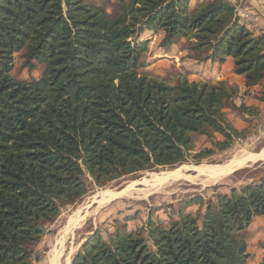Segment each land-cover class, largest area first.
Returning a JSON list of instances; mask_svg holds the SVG:
<instances>
[{"label":"trees","instance_id":"trees-1","mask_svg":"<svg viewBox=\"0 0 264 264\" xmlns=\"http://www.w3.org/2000/svg\"><path fill=\"white\" fill-rule=\"evenodd\" d=\"M117 2L110 15L94 0H0V264L38 259L48 226L87 194L85 176L105 187L187 162L196 135L212 145L197 160L243 135L224 110L236 90L184 74L168 85L142 72L141 36L161 34L160 47L186 41L198 63L231 58L252 88L264 81V33L228 0ZM17 53L23 69L43 65L38 78L12 75ZM167 209L168 219L88 236L71 264H247L264 177Z\"/></svg>","mask_w":264,"mask_h":264},{"label":"rangeland","instance_id":"rangeland-1","mask_svg":"<svg viewBox=\"0 0 264 264\" xmlns=\"http://www.w3.org/2000/svg\"><path fill=\"white\" fill-rule=\"evenodd\" d=\"M94 1L105 7L110 15L117 11V0ZM228 1L239 16L241 5ZM243 17L251 29L264 33V24L257 16L246 13ZM161 38L155 31L141 36L147 41L142 72L168 85H174L181 74L191 81H207V76H212L222 64L218 61L198 63L186 41L160 47ZM42 71V64L33 71L23 69L20 53L15 55L11 72L15 78L31 80L38 78ZM226 83L237 92L226 102L224 110L233 125L243 132L231 149L197 160L195 155L212 145L206 137L196 135L195 149L181 165L138 173L105 187L96 186L85 176L87 194L76 204L65 207L58 220L48 226L36 247L38 259L33 264H71L84 241L95 232L107 237L124 222L129 229L140 228L150 215L154 219H168L167 206H176L188 194L201 193L207 198L213 193V187L228 191L230 187L264 177V81L252 88L236 80ZM228 168L231 170L225 173ZM246 237L247 264H264V218L252 221Z\"/></svg>","mask_w":264,"mask_h":264},{"label":"crops","instance_id":"crops-1","mask_svg":"<svg viewBox=\"0 0 264 264\" xmlns=\"http://www.w3.org/2000/svg\"><path fill=\"white\" fill-rule=\"evenodd\" d=\"M239 5L242 9H240L239 16L243 20V15H246V13H249L250 15L253 14L254 16H257L260 21L264 24V0H232ZM211 63V62H209ZM233 61L231 58H226V60L220 64L217 68V70L212 74V76H207L209 80H218V81H224L233 83V81H239L241 82L245 87V78L244 76L236 75L233 72ZM259 218L264 217H256L255 220H258Z\"/></svg>","mask_w":264,"mask_h":264},{"label":"bare ground","instance_id":"bare-ground-1","mask_svg":"<svg viewBox=\"0 0 264 264\" xmlns=\"http://www.w3.org/2000/svg\"><path fill=\"white\" fill-rule=\"evenodd\" d=\"M231 170V168H228L225 173H228Z\"/></svg>","mask_w":264,"mask_h":264}]
</instances>
